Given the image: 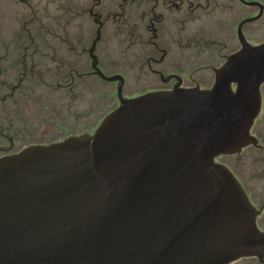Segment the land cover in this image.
<instances>
[{"label":"water","instance_id":"obj_1","mask_svg":"<svg viewBox=\"0 0 264 264\" xmlns=\"http://www.w3.org/2000/svg\"><path fill=\"white\" fill-rule=\"evenodd\" d=\"M263 82L264 42L242 37L211 88L121 97L95 132L1 158L0 264L262 257L257 212L216 157L251 142Z\"/></svg>","mask_w":264,"mask_h":264},{"label":"flooded vegetation","instance_id":"obj_2","mask_svg":"<svg viewBox=\"0 0 264 264\" xmlns=\"http://www.w3.org/2000/svg\"><path fill=\"white\" fill-rule=\"evenodd\" d=\"M262 17L264 0H0V159L95 132L121 97L211 88ZM260 93L251 142L216 161L264 233V82ZM230 264H264V253Z\"/></svg>","mask_w":264,"mask_h":264},{"label":"rangeland","instance_id":"obj_3","mask_svg":"<svg viewBox=\"0 0 264 264\" xmlns=\"http://www.w3.org/2000/svg\"><path fill=\"white\" fill-rule=\"evenodd\" d=\"M251 12L254 13L256 12L255 8L251 9ZM250 41L252 44H259L264 41V17L257 21H253L247 24L246 29H245ZM202 75L208 76L209 79L213 77V71L211 69H202L201 70ZM198 74V73H197ZM129 86H134V83L132 80L129 82ZM110 87V86H108ZM224 162H229L230 159L228 158H223L222 159ZM231 161V160H230Z\"/></svg>","mask_w":264,"mask_h":264}]
</instances>
